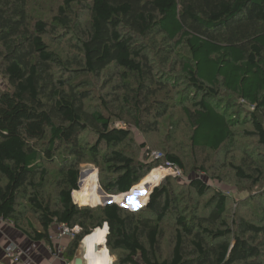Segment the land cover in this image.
Instances as JSON below:
<instances>
[{"label": "trees", "instance_id": "1", "mask_svg": "<svg viewBox=\"0 0 264 264\" xmlns=\"http://www.w3.org/2000/svg\"><path fill=\"white\" fill-rule=\"evenodd\" d=\"M29 8L30 0H0V216L29 239L50 245L57 225H79L81 232L64 251L69 260L88 234L89 249L103 245L107 232L100 227L107 223L104 247L118 252L113 264H264V237L257 238L264 236L262 171L248 175L237 166L239 175L258 185L245 199H258V221L239 214L229 219L230 194L198 177L190 179V187L200 196L211 193L204 204L210 215L200 220L180 210L170 176L137 211L115 202L81 206L73 195L86 157L99 166L109 194L130 191L160 165L184 169L175 153L154 159L150 147L138 155L130 146L135 131L150 129L147 111L163 106L151 110V103L142 102L154 71L143 41L151 35H162L169 49L183 44L189 50L180 75L187 87L182 109L192 126L191 145L223 149L235 136L236 121L228 111L236 106L252 124L246 133L264 148V0H62L51 22L31 17ZM60 29L76 41L75 67L47 40ZM112 68L125 88L135 89L131 79L139 88L128 89L118 106L106 98L92 105L90 77ZM128 106L135 112L132 123L124 115ZM161 110L164 114L166 107ZM61 149L66 154L54 178L44 163H54ZM161 176L156 172L143 182L155 184ZM50 179L58 184L56 203L44 195ZM23 198L27 212L18 209ZM173 212L174 242L163 258V226ZM25 213L35 214L41 228Z\"/></svg>", "mask_w": 264, "mask_h": 264}, {"label": "rangeland", "instance_id": "2", "mask_svg": "<svg viewBox=\"0 0 264 264\" xmlns=\"http://www.w3.org/2000/svg\"><path fill=\"white\" fill-rule=\"evenodd\" d=\"M61 1L62 0H30L29 15L33 18L45 19L48 22H51L52 19L50 17L53 16L54 10ZM81 11L79 13H82ZM57 32L58 33H53L51 31L47 40L53 48L64 56L65 60H67L68 66H77L78 64L73 46L76 41L73 39V35L68 34L64 29H60ZM143 41L149 53V59L151 58L154 71L151 76L152 78L148 76L149 79L145 82V88L142 90L144 97L142 102L146 104L151 103V110L153 109L154 104L161 103L163 106L157 110L154 109L155 112L147 111V116L145 117L147 120L146 122L151 124L150 129L148 132L135 131L134 141L130 143V146L138 155H142L145 146L151 148L152 155L156 152H160L162 154L161 158L164 157L166 152L175 153L182 159L185 166L184 169H181V174L177 173L176 169H174V171H169L155 168L149 175L140 181L136 187L144 188L145 183L143 181L156 172H159L162 176L155 184H153V186L161 184L165 177L170 176L172 193L175 200L178 201L180 210L184 212L183 214L187 216L189 220L194 217V214H197L196 217H199L200 220V218L205 216L208 217L210 215V209L206 208L204 204L210 197L211 193L208 192L206 195L200 196L190 187V179L198 177L204 182L214 184L230 194V203L228 204L227 209V215L230 216L229 219L235 218L239 214L251 217L253 220L258 221V214L261 210L258 199L249 201L252 192L258 188V185L254 183L252 178L241 176L237 172L238 166L242 167L248 175L250 173L257 176L259 171L264 173V148L261 147L257 138L246 133L252 128V124L248 121L249 118L246 112L243 111L242 107H229L228 113L236 121L235 136L225 144L223 149L218 152H212L208 149L201 150L194 148L190 143L192 126L182 109V91L187 87L185 81L182 79V75H180L184 60L190 56L189 50L183 44L169 49L167 43L164 42V39L160 34L151 35ZM118 72L119 71L116 68H112L110 71L102 75L90 77V84L88 87L92 90L93 94L96 95V99L89 100L92 105L99 104L102 98H106L114 106H118L121 97L126 95V92L129 91L128 89H131L125 88L122 85V76ZM63 74L68 75V71L65 70ZM130 82L133 84L132 87L135 88L131 89L130 92H136V88H139V83L136 79H131ZM98 94H100L99 97H97ZM221 96L227 98L225 94H221ZM160 99H162L161 102L159 101ZM164 107H166V112L162 114L163 111L161 108ZM224 107H226V102L223 103L222 108ZM127 110L128 112L124 115L130 120L129 123H132L133 116H129L132 115V113L133 115L135 114L134 109L128 106ZM157 114H162V116H157ZM56 154L58 155L55 157L54 163H44V166L48 168L49 173L54 176V178L58 176V171L61 168V158L66 152L61 149ZM80 167V188L75 190L79 192L75 194L74 191L73 193L75 201L81 206L88 205L96 207L102 205L108 196L103 192H106V190L101 185L99 166L90 157H86L80 164ZM164 167L166 168L165 165ZM202 167H204L206 171H203V169H201ZM45 187H47L48 190L45 191L44 195L48 196L51 194L56 203L58 184L50 179ZM154 188L155 187H151L148 189L151 192V189L153 190ZM149 190H147V192ZM255 192L253 194H255ZM83 195L85 196L83 197ZM114 195H117L114 198L118 202H124L125 196L123 194ZM247 197H249V199L245 200ZM20 202L18 209L27 212L29 209L27 198H23V200L21 199ZM127 205L129 208H126L129 210L135 206L130 203ZM25 214L33 219L35 225L39 229L41 228L35 214ZM176 218L178 217L176 214L174 215L173 212L171 215H168L164 222L163 227L165 229V237L160 245L163 258L170 255V250L174 242V231L176 230ZM10 224L13 225L12 222H10ZM104 226L105 224L100 228H103ZM52 231L55 235V228L54 230L52 229ZM94 232L95 231H92L90 235L94 234ZM86 236L88 237L89 234ZM263 237L262 233L257 235V238L259 239ZM11 240L12 239L4 240V242L0 239V246H5V244H8ZM29 240L32 241L31 246H34L33 248H28L27 250L19 248L22 252V260L24 262L33 260L32 255L36 250H34V248H36L37 243L39 244L38 248H44L47 245L53 247L54 245H61L62 243H64L66 248H69L71 242H73L68 239L60 241L54 240L55 242L50 245L45 241L36 242L31 239ZM82 241L78 249L75 251V256L77 253H82L83 251V245L81 246ZM84 244L87 246L88 250L87 254L84 256L87 260V264H112L113 260L115 262L117 259L116 255L118 252L113 253L106 247L98 249V244L96 243H93L94 247L91 249H89V244H87L86 241ZM55 248L56 246L53 250ZM47 251H49V249ZM83 253L85 252L83 251ZM63 254L64 252L62 253V256ZM3 262L5 264H13L10 262ZM236 264L243 263L239 262Z\"/></svg>", "mask_w": 264, "mask_h": 264}, {"label": "crops", "instance_id": "3", "mask_svg": "<svg viewBox=\"0 0 264 264\" xmlns=\"http://www.w3.org/2000/svg\"><path fill=\"white\" fill-rule=\"evenodd\" d=\"M86 238H87V236H86ZM86 238H83V241L81 244V246L83 245L82 250L85 253H83V251H82V253H77L76 256H74V258L72 260L67 259L64 256V254H63V256H60V257L54 256L51 253L48 245L45 246L44 248H41V247L38 248L39 244L37 243L36 248H34V250L35 249L36 250H35L34 254L32 255L33 260H29V262L28 261L24 262L22 260L20 263H17V264H75L77 256H81L83 259V264H87V260L84 257L88 251L87 246L84 244V241L86 240ZM0 239L3 241L4 240L6 241L8 239H12L13 241L11 240V241H9V243H11V242L15 243L17 246H19L20 249L23 248V249L27 250L28 248L34 247V246H31L32 241H30L29 238L23 232L14 228V226L12 224L7 223V222L2 224V227L0 230ZM68 240L70 241V239H68ZM3 243H1V244H3ZM62 244L64 245V243H62ZM6 245H8V244H5V246H0V260L1 261L3 260V261L8 262V263L10 262V263L16 264L6 256L5 250H4ZM58 245H54L53 247H55V246L58 247ZM104 246H107V242L103 245H98V249H103ZM48 249L50 252L47 251ZM109 253H110V251H109ZM113 263H114V260H113L112 264Z\"/></svg>", "mask_w": 264, "mask_h": 264}, {"label": "built area", "instance_id": "4", "mask_svg": "<svg viewBox=\"0 0 264 264\" xmlns=\"http://www.w3.org/2000/svg\"><path fill=\"white\" fill-rule=\"evenodd\" d=\"M162 156V154L160 152H156L152 155V157L154 159H160ZM156 169H161V170H169V171H174V169L177 170V173L181 174V169L178 166H174L173 164H169V167L166 166V168L164 167V165H160L159 168ZM75 198V197H74ZM10 223V220H6L4 218H2L0 216V230L2 227L3 223ZM106 229V232L109 231V228L107 227V223H105V226L103 227ZM81 232V227L79 225H75V226H70L68 224H59L57 225V230L55 235H53V239L54 240H64V239H70L73 240L74 238H76L77 234H79ZM107 233L105 234V239H104V244L107 242ZM54 247L49 246V249L51 251V253L54 256L60 257L62 256V253L65 251L66 247L64 245H58V247H56L53 250ZM5 254L6 256L11 259L14 263H20L22 261V252L19 249V247L15 244V243H8V245H6L5 247Z\"/></svg>", "mask_w": 264, "mask_h": 264}, {"label": "water", "instance_id": "5", "mask_svg": "<svg viewBox=\"0 0 264 264\" xmlns=\"http://www.w3.org/2000/svg\"><path fill=\"white\" fill-rule=\"evenodd\" d=\"M80 183H82V182H80ZM151 187H155V185L153 186V184H151L150 182L146 183L144 188H142V187L139 188V187L134 186L130 191L122 193L123 195H125L124 202H118L114 198L117 195L109 194V193L103 191L104 194H106L108 196V198L106 199V201H104V203H102V205H106V204L115 202V203H118L122 207L129 208L127 204L130 203V204L135 205L134 208H130L132 211L138 210V209L142 208V206L148 204L149 199H150V193L152 192V189L150 192V190L148 188H151ZM147 190H149V191L147 192ZM108 234H109V231L107 232V236H108ZM75 264H83V259L81 256H77Z\"/></svg>", "mask_w": 264, "mask_h": 264}, {"label": "bare ground", "instance_id": "6", "mask_svg": "<svg viewBox=\"0 0 264 264\" xmlns=\"http://www.w3.org/2000/svg\"><path fill=\"white\" fill-rule=\"evenodd\" d=\"M78 192H79V191H76V192H75V194H76V193H78ZM87 240H88V238H86V240H85V241H87ZM85 241H84V242H85Z\"/></svg>", "mask_w": 264, "mask_h": 264}]
</instances>
